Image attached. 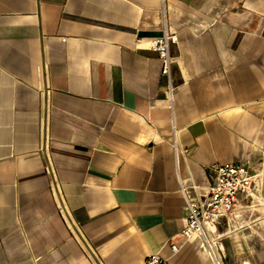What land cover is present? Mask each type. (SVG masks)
<instances>
[{
	"label": "crops",
	"instance_id": "0c3cea01",
	"mask_svg": "<svg viewBox=\"0 0 264 264\" xmlns=\"http://www.w3.org/2000/svg\"><path fill=\"white\" fill-rule=\"evenodd\" d=\"M215 164L264 173V0H0V264H264V178L180 237Z\"/></svg>",
	"mask_w": 264,
	"mask_h": 264
},
{
	"label": "built area",
	"instance_id": "2783aa9c",
	"mask_svg": "<svg viewBox=\"0 0 264 264\" xmlns=\"http://www.w3.org/2000/svg\"><path fill=\"white\" fill-rule=\"evenodd\" d=\"M172 40L166 31L159 39L152 40L149 46L156 51L162 60L165 72L170 74L171 58L169 43ZM214 173L213 182L208 186L204 197L191 198L185 188H181L187 211L186 226L180 233L184 241L192 238H200L211 252V246L207 239L206 227L210 223L217 222L222 217H227L235 210L239 197L249 195V192L264 178V173L252 172L248 167L236 164H215L212 166ZM172 253L178 251V245L171 243ZM212 253V252H211ZM213 255V253H212ZM214 256V255H213ZM215 259V258H214ZM146 264H168L167 260L158 254H151L146 259Z\"/></svg>",
	"mask_w": 264,
	"mask_h": 264
}]
</instances>
